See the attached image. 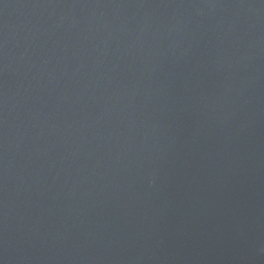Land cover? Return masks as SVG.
<instances>
[{
	"label": "water",
	"instance_id": "obj_1",
	"mask_svg": "<svg viewBox=\"0 0 264 264\" xmlns=\"http://www.w3.org/2000/svg\"><path fill=\"white\" fill-rule=\"evenodd\" d=\"M0 264H264V0H0Z\"/></svg>",
	"mask_w": 264,
	"mask_h": 264
}]
</instances>
